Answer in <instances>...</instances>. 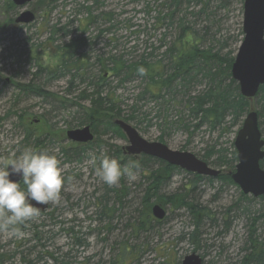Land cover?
Here are the masks:
<instances>
[{"label": "rangeland", "instance_id": "1", "mask_svg": "<svg viewBox=\"0 0 264 264\" xmlns=\"http://www.w3.org/2000/svg\"><path fill=\"white\" fill-rule=\"evenodd\" d=\"M162 1L34 0L21 9L0 0V160L27 148L44 150L58 158L65 176L60 202L48 204L39 217L22 226L23 235L0 231L3 264L39 257L36 264H180L192 253L202 264H240L248 253L250 230L264 243V199L243 195L229 179L237 163L232 153L239 125L229 132L194 131L183 92L174 102L165 97L161 106L139 101L143 90L139 79L120 83L100 71L99 60L108 56L123 54L122 59L130 62L159 46L163 33L166 43L176 38L178 31L154 30ZM242 2L211 0L207 7L188 8L191 14L202 8L205 13L197 18L188 15L186 20L196 22L192 27L200 34L206 33L207 46L212 44L233 59L243 38ZM23 11L33 13L34 22L15 25V17ZM71 42H75L72 56L62 65L57 57ZM80 66L83 70L76 72L74 67ZM29 83L47 95L39 98L17 91L16 85ZM200 83L191 95L203 89ZM96 97L115 102L118 111L113 115L120 117L112 122L127 123L148 143L192 154L220 171L223 179L198 178L176 168L164 171L155 159L125 156L126 138L112 130L106 133L104 121L91 129V144L66 141V131L89 125L85 113ZM259 110L257 95L247 101L242 121L248 112L257 113L264 139V111L261 115ZM131 114L134 119L124 121ZM101 153L121 165L123 159L126 165L138 162L132 168L136 179L122 176L112 187L101 182L95 174ZM93 157L95 165L90 162ZM156 172L162 181L160 197L175 199L174 204L161 200L167 204L166 217L159 223L145 219L156 198L150 200L151 206L142 203ZM178 199L203 209L195 215V223L176 206Z\"/></svg>", "mask_w": 264, "mask_h": 264}, {"label": "trees", "instance_id": "2", "mask_svg": "<svg viewBox=\"0 0 264 264\" xmlns=\"http://www.w3.org/2000/svg\"><path fill=\"white\" fill-rule=\"evenodd\" d=\"M210 1H162L159 5L160 10L157 11L155 18L159 25L154 30L171 29L174 33L178 31L176 38L166 43V34L163 33L159 40V46H152L149 53L143 52L139 58H135L130 62L122 60L121 57L110 56L105 60L104 64H101L100 71L104 72L106 76H109V73L110 76L119 79L120 83L139 79L143 83L142 93L137 97L139 101L146 100L156 104L159 103L161 106V104H165V101H163L165 97L167 101L174 102L180 92H183L186 98L184 109L187 110L192 122H195L191 125L194 131L206 128L211 131L220 129L221 132H229L237 125H239L238 128L241 126L242 117L247 111V100L240 96L238 86L230 77L233 59L228 54L223 55L221 50H215L212 44L207 46L206 33L200 34V31L192 27L196 22L191 23L186 20L188 15L197 18L205 13L202 8L199 12L191 14L186 12L188 8H196L201 5L207 7ZM74 43L71 42L65 47V51L60 52L58 55L57 59L60 64L65 65L69 61L74 50ZM219 49H222L221 46ZM140 67L144 68V75L138 74L137 69ZM74 69L76 72L83 70L81 66L74 67ZM99 80H103V75H100ZM199 80L201 83L198 86L202 85L203 89L191 95V90L194 86H197ZM98 85L100 86V84ZM16 89L19 92L39 98H44L47 95L40 87L31 83L16 85ZM257 95L259 96L260 108L264 111V86L259 88ZM96 98L92 100L91 107L85 113L89 127L94 129L96 124H102V121H104L106 133L108 130H112L111 132L116 134V136L122 137L121 132L112 122L115 117H120L119 114L113 115V110H117L115 102L112 99H108V97L106 99ZM262 111L259 110L258 113L262 115ZM131 113L133 114V110ZM132 114L125 117L124 121H132L134 119ZM18 119L22 120V117L19 116ZM258 125L260 128L259 120ZM109 127L111 128L109 129ZM184 127L185 129L188 128L187 126ZM28 137L29 134L27 133L24 142L27 141ZM232 156L235 162L234 151ZM142 158L147 159L144 156ZM124 160L122 165L125 164ZM157 162L162 164L164 171L175 169L160 161ZM260 166L264 168V159ZM151 176L152 183L146 188L142 203L146 207L151 206L150 200L156 198L154 201L162 207L164 206L162 205L163 201L167 202V204H174V198L171 201L169 198H162L159 195V189L162 186L160 173L156 172ZM222 179L223 177L220 175L218 180ZM161 200L163 201L161 202ZM184 203L182 199H178L176 206H181ZM197 207L196 205H191V210L194 212ZM150 217L145 216V219L149 221V219H152ZM39 258L41 259V257ZM40 259L26 260L23 258L21 264H36ZM2 263L3 259L0 256V264ZM240 264H264V246L250 245L248 253L243 257Z\"/></svg>", "mask_w": 264, "mask_h": 264}, {"label": "water", "instance_id": "3", "mask_svg": "<svg viewBox=\"0 0 264 264\" xmlns=\"http://www.w3.org/2000/svg\"><path fill=\"white\" fill-rule=\"evenodd\" d=\"M9 1L15 7L23 9L34 0ZM34 19L33 13L24 11L17 16L14 23L29 25ZM241 31L243 38L231 65L230 77L237 84L240 96L250 101L256 96L259 88L264 86V0H244ZM113 124L128 142L123 148L125 155H143L198 176L216 178L219 175L218 171L210 169L190 153L171 151L160 143H148L135 129L121 120H115ZM65 137L67 141L79 145L93 141L89 127L68 130ZM233 147L237 164L234 173L230 175L231 181L243 195L264 199V169L260 166L264 159V141L259 131L257 113L251 111L245 115L241 128L236 133ZM10 179L16 182L22 180L15 175L10 176ZM32 203L41 208L40 214L47 209L46 205H38L34 201ZM150 213L156 221H162L165 217V211L158 205H154ZM180 264H202V259L192 253L185 256Z\"/></svg>", "mask_w": 264, "mask_h": 264}, {"label": "clouds", "instance_id": "4", "mask_svg": "<svg viewBox=\"0 0 264 264\" xmlns=\"http://www.w3.org/2000/svg\"><path fill=\"white\" fill-rule=\"evenodd\" d=\"M139 75H144L143 67L137 69ZM96 157L90 161L96 164ZM132 165L121 163L103 153L99 158V165L95 174L98 179L109 187L116 186L122 176L135 180ZM19 176L25 185L10 179V176ZM65 183L63 169L55 155L47 151H36L27 148L19 155L12 153L9 158L0 160V231L10 235H23L21 227L29 221L39 217L41 208L38 205L58 204Z\"/></svg>", "mask_w": 264, "mask_h": 264}, {"label": "bare ground", "instance_id": "5", "mask_svg": "<svg viewBox=\"0 0 264 264\" xmlns=\"http://www.w3.org/2000/svg\"><path fill=\"white\" fill-rule=\"evenodd\" d=\"M215 1H218V0H215ZM243 2H244V0H243ZM243 2H242V14H243ZM186 12H187V10H186ZM186 15V14H185ZM109 30V29H108ZM105 31H107V30H105ZM264 38V37H263ZM111 56H113V55H111ZM122 56H124L123 54H121V55H119V56H117V57H121L122 58ZM108 57H110V56H108ZM107 57V58H108ZM114 57H116V56H114ZM107 58L105 59V60H107ZM105 60L104 61H100L99 60V65L101 66V64H104L105 63ZM123 60V59H122ZM101 68V67H100ZM107 192H110V191H106V192H104V194H106ZM169 198V200H173V197H168ZM102 199H104V197H102ZM191 203L190 202H185L183 205H181V209H185L188 213H189V215L191 216V218H192V220L194 221V223H195V215H201L202 213H203V209L202 208H200V207H197L195 210H194V212L191 210ZM165 215H166V211H165ZM198 226V225H197ZM247 241H248V244H247V247H246V250H249V248H250V245H252V244H254L255 246H258V245H261V246H264V243H262L260 240H259V238H258V236L255 234V231H252V230H250L249 231V233H248V239H247ZM1 256V258H2V255H0ZM4 262V261H3ZM3 264V263H2Z\"/></svg>", "mask_w": 264, "mask_h": 264}, {"label": "flooded vegetation", "instance_id": "6", "mask_svg": "<svg viewBox=\"0 0 264 264\" xmlns=\"http://www.w3.org/2000/svg\"><path fill=\"white\" fill-rule=\"evenodd\" d=\"M11 3V2H10ZM14 22V21H13ZM15 24V23H14ZM83 127H89V125H87V126H83ZM83 127H81V128H83ZM77 129H80V128H77ZM89 129H90V132H91V134H92V136H93V140H94V135H93V132H92V130H91V128L89 127ZM66 138V137H65ZM67 141V140H66ZM74 145H79V144H75V143H73ZM91 144V143H90ZM88 145V144H87ZM79 146H81V145H79ZM20 186H24V183H23V180H21L20 182ZM47 207H48V205H47Z\"/></svg>", "mask_w": 264, "mask_h": 264}]
</instances>
